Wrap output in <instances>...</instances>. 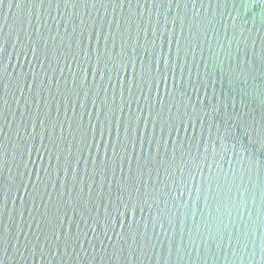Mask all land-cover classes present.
<instances>
[{"label": "water", "instance_id": "obj_1", "mask_svg": "<svg viewBox=\"0 0 264 264\" xmlns=\"http://www.w3.org/2000/svg\"><path fill=\"white\" fill-rule=\"evenodd\" d=\"M0 264H264V0H0Z\"/></svg>", "mask_w": 264, "mask_h": 264}, {"label": "snow or ice", "instance_id": "obj_2", "mask_svg": "<svg viewBox=\"0 0 264 264\" xmlns=\"http://www.w3.org/2000/svg\"><path fill=\"white\" fill-rule=\"evenodd\" d=\"M117 55L121 56V58H123V56L126 55V48H125V46L123 44L121 45V52L118 53ZM150 72H151V68L149 67L147 69V73H150ZM140 77H141V79H145L146 78V73H145V71L143 69H142V71L140 73ZM101 135H103V133H101ZM22 154L23 153H21V155Z\"/></svg>", "mask_w": 264, "mask_h": 264}]
</instances>
